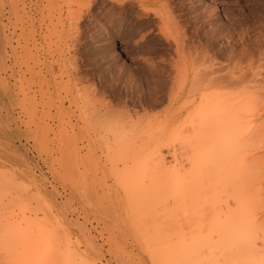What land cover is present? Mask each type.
<instances>
[{
  "label": "rangeland",
  "instance_id": "374dc122",
  "mask_svg": "<svg viewBox=\"0 0 264 264\" xmlns=\"http://www.w3.org/2000/svg\"><path fill=\"white\" fill-rule=\"evenodd\" d=\"M172 1L171 3L168 1V5H172L174 9L172 12L171 7L168 9L166 5L161 6L160 3H155L150 6V9L155 11H151V15H146L138 0H128V6H130V8L126 7L128 12L126 8L122 10V7L118 6L120 16H114V5L117 7L114 0H0V11L4 13H0V224L3 225L6 217L15 218L13 220L20 222V229L16 232L18 239L14 241L8 238L9 243L4 244L0 242V264L11 262L13 256L27 255L28 244L43 242L44 236L35 238L38 227L35 224L36 217L42 219L41 222L45 223L47 228L54 227L62 232L59 240L67 249L71 263L127 264L122 261L128 258L131 241L126 238L113 241L103 237V234L108 235L109 229L115 231L127 229L124 224H120V221L104 227L102 218L110 219L113 216L112 207L116 199L104 193L103 184L112 173L125 166L133 165L135 168L132 169L138 173L143 167L148 169L149 166V169H153L152 165L156 163L153 151L155 149H162L167 162L174 161V149L176 154L182 152L180 155L177 154L179 159L184 158L185 152L190 150L189 146L192 144L188 143L189 138L185 139L184 132H191V135L186 133L187 137L193 135L189 130L192 126L191 112L194 96L192 91H188L192 88L190 86L194 77L191 66L193 61L190 57L193 56L191 41L200 37L202 44L198 39L196 40L198 44H201L198 46L196 43L200 53L209 48L214 51L211 50L208 53H214L216 49V54L217 52L219 54L214 53L215 58L218 57L215 60L214 55L209 54L206 59L208 61H200L202 62L200 69L203 68L201 73L209 72L215 63L221 66L216 60L225 62L220 63L222 66L223 64L234 65L233 61L227 60V54L219 52L220 43H222L220 47H225V52L228 51V53L233 52V47L230 46H235L234 50L240 49L239 38L243 39L245 48H250L249 45L253 46L260 41L262 44L259 42L258 48H261L260 51L264 50L262 49L264 46V35H262L264 34V0H219V2L218 0H196L198 4L195 0H178V2L182 1L180 4L183 5L179 6L182 9L178 7L180 4H177L176 0ZM88 3L92 5L90 9H87ZM81 5L87 7L81 8L83 7ZM61 9L63 11L60 15ZM80 9L82 13L86 11L88 13H84L86 15L83 14L81 20L77 19L78 16L75 18V15L81 13ZM241 9L244 11L242 12ZM55 10H58V13ZM175 10H178V14H183L177 16ZM204 10L207 13L203 12ZM155 12L161 17L157 13L155 15ZM248 13L253 14L250 16ZM148 16L151 17L148 18ZM152 16L155 17L152 18ZM173 17H177L174 21L177 24L171 22L175 20ZM251 18L254 20L252 25ZM169 19L171 21H168ZM245 19H248L246 21L250 24L244 22ZM149 21L151 22L148 23ZM169 26L181 28L174 30ZM160 27L165 28L162 30L166 34L169 29L168 33L171 35L163 36V31L159 30ZM244 28L245 30L248 28L247 31H244ZM249 28L253 29V32ZM159 31L161 34H156ZM193 31L200 36L196 34L192 36ZM173 32H176L175 35ZM177 34L178 37L185 34V37L182 36L185 39L180 37L182 40L179 39L178 42ZM247 34H251L255 39L251 35L249 39ZM165 36H169L171 40ZM190 36L195 38L191 40ZM161 37H164V40ZM172 38L176 42L172 41ZM186 39L191 46L186 43ZM181 41L180 45L183 43L185 45L181 46L183 48L179 46ZM167 43L171 44L170 47ZM187 45L191 47L190 50L192 49L190 52ZM236 45L239 46L236 48ZM171 47L176 48L178 54H175L176 51L170 49ZM179 47L183 49L182 51L184 47L185 50L186 47L188 48L185 53H190L189 56L186 54L189 60H185V53L181 52ZM177 49L181 54L183 53V56ZM168 53L173 55L169 54L173 60L169 58ZM235 55L238 60L234 58V63L238 64L240 50ZM258 55L256 54L255 59ZM210 57H213L211 59L215 62L212 63ZM175 58L181 60H176L178 62L185 61L183 64L186 66H181L182 63H180L182 70L179 63L174 62ZM206 63L204 67L203 64ZM260 63L259 61L257 63L256 59L254 66ZM216 64L215 67L218 68ZM171 65L173 68L170 67ZM261 65L262 63L256 66ZM206 66L212 67L210 70L209 68L205 70ZM259 67L254 72L257 73L258 69L261 71L262 67L264 69V64L261 69ZM171 71L174 74L178 71L179 74L176 76L172 74L177 80H173ZM263 72L262 70L259 79H263ZM250 73L252 74V71ZM250 73L249 78L253 79L254 76H250ZM62 74L64 77H61ZM255 76L258 78V75L255 74ZM171 77H173L172 80ZM181 80L183 85L180 83ZM262 83L264 84V81ZM179 84L182 86L180 87ZM170 85H174L170 88L171 90L167 88L171 87ZM20 86L22 87L19 88ZM187 92L192 95H188ZM173 98L177 99L172 101ZM36 102L40 105L38 113L35 109L33 110ZM84 110H87L86 115ZM84 118L89 123L88 127H83ZM96 121L98 123L94 126ZM102 123H105L104 127ZM98 124L103 128L96 127ZM187 124L188 126L191 124L189 130H187ZM183 146L189 149L184 151ZM152 161L155 163H151ZM147 171L146 173H149ZM259 201L256 206L260 208L255 206L257 212L263 210L264 198L261 197ZM137 204L140 202L137 201ZM59 219H63L64 222L62 223ZM95 219L100 220L98 227H95L98 222ZM65 222L71 228L69 232L62 228ZM118 223L119 225H116ZM1 225L0 229H2ZM11 229L7 233L14 235ZM0 236L2 239L3 233ZM10 241L14 243L10 244ZM139 251L140 249L136 250V252ZM263 260L264 258L260 262ZM239 262L240 260L238 264ZM241 264H251V260L244 259Z\"/></svg>",
  "mask_w": 264,
  "mask_h": 264
},
{
  "label": "bare ground",
  "instance_id": "6f19581e",
  "mask_svg": "<svg viewBox=\"0 0 264 264\" xmlns=\"http://www.w3.org/2000/svg\"><path fill=\"white\" fill-rule=\"evenodd\" d=\"M114 1H115V4H117V7H116V5H114L115 6L114 10H113L114 16H116V15L120 16L119 10H117V8H119L121 6L122 10H125V8L128 6L129 2H128V0H114ZM168 1H170V3H171L172 0H138V2L140 3V6L144 9L143 13H146V15L152 14L151 13L152 10L150 9V6L152 4H155V3H160L161 6L166 5L169 9V7H171L172 5H168L169 4ZM176 1H177V4H180V2H182V1L178 2V0H176ZM173 2L174 1H172V3ZM191 2H193V1H191ZM218 2H219V0H218ZM112 3H113V1H112ZM193 3H195V2H193ZM196 3H197V1H196ZM136 5H137V3H136ZM182 5L180 4V5H178V7L182 6ZM241 5H242V3H241ZM81 6H83V5H81ZM85 6H83L81 8H84ZM89 7H92V5L90 3H88L87 9H90ZM128 7L130 8V6H128ZM131 7H132V5H131ZM133 7H135V6L133 5ZM173 7H175V6H173ZM189 7L191 8V6H189ZM189 7H188V9H189ZM112 8H113V6H112ZM127 8H126V10H127ZM137 8H135V9H137ZM179 8L182 9L181 7H179ZM198 8H200V7H198ZM206 8H207V6H206ZM172 9L173 8L171 7L170 8L171 12L174 10V9L173 10ZM122 10H121V12H122ZM129 10H132V9H129ZM62 11H63L62 9L59 11L60 15L62 14ZM80 11H81V9H80ZM135 11L139 12L138 10H135ZM154 11L155 10L153 9L152 12H154ZM177 11L175 10V13ZM205 11L206 10H204L203 12H205ZM241 11L243 12L244 10L241 9ZM56 12L58 13V10ZM127 12H128V10H127ZM0 13H3V12L0 11ZM84 13L88 14L87 11ZM84 13H82V11H81V13L79 12L78 13L79 15H75L76 16L75 18H77V16H78L77 19L81 20ZM130 13H132V11ZM156 13L157 12H155V15H156ZM178 13L179 12H177V14ZM190 13H191V11H190ZM205 13H207V12H205ZM86 14H84V15H86ZM124 14H125V12H124ZM157 14L159 15V13H157ZM171 14H173V13H171ZM181 14H183V13H181ZM181 14H178L177 16H179V15L181 16ZM245 14L247 15V13H245ZM251 14H253V13H248V15H250V16H251ZM96 15H98V14H96ZM162 15H164V14H162ZM167 15L169 16V14H167ZM159 16H158V18H159ZM241 16H242V14L240 15V17ZM252 16L254 17V15H252ZM149 17H151V16H148V18ZM154 17L152 16V18H154ZM75 18H74V21H75ZM115 18H111V19H115ZM148 18H146V19L148 20ZM173 18H175V17H173ZM119 19H121V18H119ZM176 19H177V17L175 18V20L171 21L169 19L168 21L174 22V21H176ZM242 19H243V17H242ZM242 19H240V22H242ZM79 20H77V21H79ZM147 20H145V22ZM246 20H248V19H245L244 22ZM164 21L166 23V20H164ZM253 21L254 20L252 19L251 25L253 24L252 23ZM115 22H117V21H115ZM150 22L151 21H149L148 23H150ZM246 22H248V21H246ZM174 23L177 24V22H174ZM248 23L250 24V22H248ZM182 24H185V23H182ZM73 25H75V24H73ZM251 25H249V27ZM117 26L119 28V25H117ZM165 26H161V27H165ZM246 26L248 27V25H246ZM161 27L159 28V30L161 29ZM170 27L171 26H169V28ZM165 28H162V29L165 30ZM171 28H174V30L178 29V27L177 28L171 27ZM180 28L178 30H180ZM162 29H161V31H163ZM247 29L245 30V28H244V31H247ZM167 30L169 32V29H167ZM174 30L172 29V31H174ZM194 30H197V29H194ZM250 30H252V32H253V29H250ZM161 31H159V33H156V34H161L160 33ZM168 32H167V34H169ZM184 32H186V31H184ZM175 33H174V35H175ZM193 33H194V31H193ZM162 34H163V36L167 35L166 33H164V31L162 32ZM185 34L182 36L185 37ZM195 34L196 33H194V35H192V34L191 35L196 36L197 34L196 35ZM170 35L171 34H169V36ZM250 35H248L250 37L249 39H251V36H252V35L251 36ZM262 35H264V34H262ZM157 36L159 37V35H157ZM169 36H165V37H167V39L168 38L170 39ZM182 36L180 35L181 38H184ZM242 36H243V34H242ZM177 37H178V34H177ZM180 37H178V39H177L175 36L177 41L180 39ZM245 37H247V36H245ZM255 37H256V35H255ZM192 38H195V37H191V40H192ZM197 39H198V41H200V37ZM197 39L195 38L194 41L193 40L191 41V43L193 42L192 43L193 51H191L192 49L190 50L191 47L189 48L188 45H187V47L189 49L186 47V50L188 49L189 52L191 51L192 52L191 54L193 55V56H190V57H192V59L191 58L190 59H191V61H193V65H191V66H192V71L194 73V77L192 78L193 82L191 81L192 84H191V86L189 85L192 88H190L188 86L190 89H193V90H190L187 88L188 91L193 92V96H194L193 97L194 98V105H193L194 107L192 106L193 110L191 112L192 126H191V124H189V126H191L190 127L191 130H189L188 124H187L188 128L187 127L186 128H187V130L192 131L195 140L193 139V135L191 137L186 136L187 135L186 133L188 131L184 132L185 133V136H184L185 139L188 140V138H189L190 140H188V141H190V142H188V141L187 142L189 144H192V146L191 145L189 146V147H191L190 150L187 151L189 149V147H188V149H185V147L187 148V146H185V147L183 146V150L184 151L186 150L187 153L185 152L184 158L179 159L177 157L178 153L176 154L175 149H174V151H173V160L174 161L167 162L168 160L166 159V157L164 155L165 153L163 154L162 149H160V148H158L157 150L155 149L156 151L152 149L155 152L154 160L156 163L154 162L155 163L154 164L153 161L151 162L154 164V165H152V167L154 166L153 169L150 168V169H152L151 171L149 169V166H148V169H146L144 167L141 168L140 173L133 170L135 168L133 165L125 166L123 169L117 170L116 172L112 173L110 178L107 179L103 184L104 193L109 194L110 196H113L116 199V201L114 202L113 207H112L113 216L110 219L102 218V222L104 224V227L105 228L109 227L110 224L115 223L116 221H120V224H124V227L125 226L127 227V229H123L120 231H115V230L109 229L107 232L108 235L105 234V236H104V234H103V237H105V239L107 238L108 240H113V241L118 240V239H125V238H126V240L129 239L131 241V244L129 243L130 244V247H129L130 253L128 254V258L125 260L123 259L122 263L126 262L127 264H238V260H240L239 263L241 264V262H243L244 259L251 260V264H262V262H264V260L260 262V260H262V258H264V228H263V225H264V206H263V210L259 211V212H257V209L255 208L257 203L260 202L259 201L260 198L261 197H262V199L264 198L263 197V195H264V99H262L263 95H264V84L262 83L264 81V77H263V79H259L260 78L259 75H260L261 71L262 70L264 71L263 67L261 69V66H263V64H264V61H262V60H264V50L260 51L261 48L260 49L258 48L257 44H259L260 41L258 43L254 42L256 45L254 43H252L255 38L253 39V41L249 40V41H252L251 43L255 45V46L249 45L250 48H247V47L245 48L244 44L242 42L243 39L239 38V41H240L239 45L241 47H240V49L237 50L236 48L239 45H236V48H235L237 50L236 51V50H234L235 46H230V47H233L232 48L233 52H232V49L230 48V50H231L230 52H232V53H228V51H226L227 52L226 53L225 49H224L225 47L224 48L220 47V45L222 44V43H220L219 47L217 45L218 49L220 50L219 52L221 54H224V55L227 54L226 55V56H228L227 60H229L231 62L233 61L234 65L225 66L226 64H223L224 66H222V64H220V63H225V62H221V60H216V61H218V64L221 66H217L216 63L215 64L218 68H216L215 64H214L215 69H212V68H214V67H212L213 65L211 66L212 68L206 66L205 70H208V68H209V70L211 68V70L209 72L208 71L206 72L204 70L205 73H201V71H203V68H202V70L200 69V67L202 65V62L200 63V61H202V60L204 62L208 61V60H206L210 54L208 52L213 50V49L208 48L207 51L205 50L203 52L204 54L202 53V51H203L202 50L201 51L202 54H201L199 52L198 46H201L202 43L200 41L199 43H201V44H198L196 41ZM259 39H260V35H259ZM262 39L263 38H261V40ZM180 40H182V39H180ZM167 41L168 40H166V42ZM172 41L176 42L174 40V38H172ZM186 41H187V39H186ZM230 41H226V42L230 43ZM232 41H233V39H232ZM163 42H161V43H163ZM183 42H185V41H183ZM181 43H182V41L179 43L180 47L185 46L184 43L182 45H180ZM186 43H189V42L187 41ZM191 43H189L190 46H191ZM196 43L198 44V46ZM260 43L262 44V42H260ZM263 43H264V41H263ZM245 44H247V43H245ZM248 44H250V43H248ZM167 45H168V43H167ZM170 45H168V47H170ZM175 45L177 48L178 47L177 43H175ZM175 45H172V46L175 47ZM225 45H227V44H225ZM260 45H259V47H260ZM245 46H247V45H245ZM227 47H229V45H227ZM181 48H183V47H181ZM181 48H180V50H181ZM214 48H215V46H214ZM170 49H172V47ZM170 49H168V51ZM175 49H172V50L176 51ZM227 49L229 50V48H227ZM262 49H264V46ZM177 50H179V49H177ZM180 50H179V53H180ZM182 50H181V52L185 53V51H186L185 47H184V51H182ZM239 50H240V55H239L240 56V63L238 62V64H235L234 63V58H236L235 54L238 53ZM173 51H170V52L173 53ZM235 51H236V53L234 54ZM187 53L188 52L185 53L184 57H186ZM214 53L216 54V49H215ZM214 53H211V54L214 55L213 57L215 60L218 57L215 58L216 56ZM169 54L170 53H168V55ZM175 54H178L177 51ZM189 54H187V56H189ZM211 54H210V56H211ZM217 54H218V52H217ZM256 54H259L258 57L256 58L257 63H258V61H259V63L260 62L262 63V65L260 67L256 66V65H260L261 63L256 64L255 65L256 67L254 66V64L256 63V59H255ZM171 56H173V55H171ZM171 56L169 58L172 59ZM179 56L180 55H178V57ZM174 57H176V56L174 55ZM200 57H201V60H200ZM213 57H210V59ZM237 57H238V55H237ZM222 58H219V59H222ZM178 59L179 58H177V59L175 58L174 62ZM180 59H181V57H180ZM185 60L186 61L189 60L188 57H186ZM214 60L212 61V59H211L212 63L215 62ZM237 60H235V61H237ZM183 61L184 60H182V62H178V61H176V62L179 63V66H180V63H182L181 64V66H182L185 64V61L184 62ZM225 61H226V59H225ZM209 62H210V60H209ZM173 63H172V65L175 64V63L174 64ZM227 64H231V63H227ZM172 65L170 67H172ZM205 65H207V63L203 64L204 67H205ZM181 66H180V68L182 70L183 68ZM184 66H186V65H184ZM239 66H240V68H239ZM175 67H176V65H175ZM257 67H259L261 69V71H258L259 69L257 70L258 74L256 72H254V70ZM169 70L170 69H168V71ZM183 71H185V70H183ZM251 71H252L253 75L250 73ZM24 72H26V71H24ZM253 72L256 75H258V78H256L257 76H255V74ZM249 73L251 74L250 76H254L253 79L249 78ZM172 74L176 76L179 73L177 71V74H174L171 71L170 75H172ZM20 76H18V77H20ZM23 76L26 77V75H23ZM61 77H64V75L62 74ZM173 77H171V80ZM202 77H204V78H202ZM177 78H179V77H177ZM174 79L177 80L175 77L173 78V80ZM54 81H56L55 77H54ZM170 82H172V81H170ZM21 83H22V80H21ZM167 83H165V84H167ZM180 83H182V80ZM23 84L24 83H22V85ZM262 84H263V86H262ZM182 85H183V83H182ZM182 85H180V87ZM168 86H169V84H168ZM173 86H171V87L166 86V87L169 88V90H171L170 88H172ZM21 87L22 86H20L19 88H21ZM180 87H178V88L180 89ZM175 88H174V91H175ZM42 90H43V88H42ZM42 90H41V97L43 96ZM172 93H173V91H172ZM35 94H34V96H35ZM169 94H170V92H169ZM189 94L190 93H188V95ZM175 95H176V93H175ZM175 95H174V97H175ZM190 95H192V94H190ZM31 96L33 98V95H31ZM40 99H42V98H40ZM163 99H166V98H163ZM167 99H168V97H167ZM175 99H177V98H173L172 101H174ZM163 101H165V100H163ZM169 101H170V98H169ZM24 104H25V102H24ZM34 105H35L34 108L33 107L32 108H33V110L35 109L36 113H38L40 105L38 104V102L34 103ZM23 107H21V108H23ZM44 108H45V106H44ZM79 108H81V107H79ZM79 108H78V110H79ZM93 110L95 111L96 109H93ZM94 111H91V112L94 113ZM81 113L82 112H80V114ZM103 113H101V114H103ZM86 114H87V110H84V115H86ZM91 116H92V114H91ZM55 117H56V115H55ZM80 117H81V115H80ZM50 119H51V116H50ZM139 119H143V118H139ZM98 121H100V120H98ZM61 122H62V120H61ZM73 123H71V125ZM82 123H83V127H88L87 125L89 123H88L87 119L84 118V122H82ZM97 123L98 122L96 121V123H94V126ZM135 123H136V121H135ZM75 124H76V122H75ZM48 125H49V123H48ZM101 125L104 127L105 123L104 124L102 123ZM107 125L108 124H106V126ZM94 126H92V127H94ZM100 126L98 124V126H96V127H100ZM186 128H185V130H186ZM190 133L191 132H188V135ZM191 139L194 140V143H192L193 140L191 141ZM188 143H187V145H189ZM180 154H182V152ZM180 154H178V155H180ZM148 159H149V157H148ZM145 160L147 161L146 158L144 159V161ZM147 170L149 171V173H146ZM109 181H112V182L110 183ZM137 201H139L140 204H137ZM258 206H259V204H258ZM84 212L86 213V211H84ZM6 218H7L5 221L6 223L4 222L3 225L0 224L2 226V229H0L1 230L0 234L2 235V233H3L2 239L0 236V240H1L0 242H3L2 244H4L5 242L9 243V242H7L8 238L13 239L14 241L16 239H18L16 232H18L20 229V227H19L20 222L18 220H16V221L13 220L15 218L10 219L11 217L10 218L6 217ZM1 219H3V218L1 217ZM41 220L39 217L35 218V221H36L35 224L38 225L35 238L39 239L41 236L42 237L44 236L43 238H45V239L43 240V242H41L42 245L38 242H36L37 244H35V243L34 244L31 243V245L28 244L27 255L26 254L23 256L20 255V257L19 256L18 257L13 256V258L14 257L15 258L14 259L12 258L11 262H6V264H73V263H71L68 255H67V252H68L67 249L64 247V244H62V242H60V240H59V235L62 232L58 231L54 227L53 228L52 227L47 228V225L45 226V223L43 224L41 222ZM95 220L98 221L97 225L95 227H98V225L100 224V220L99 219H95ZM1 221H3V220H1ZM59 221H62V223L64 222L63 219H59ZM46 222H47V220H46ZM116 225H119V223ZM10 228L13 229V230L11 229V231H14V232H12V234L14 233V235L7 233ZM62 228L66 232H69L71 230V228L69 227V224L66 222H65V224L62 225ZM13 243L11 242L10 244H13ZM138 249H140V251L136 252V250L138 251ZM115 254H117V253H115ZM117 257L118 256L116 255V258ZM8 260L10 261V259H8ZM120 260H122V259H120ZM120 260H119V262H120Z\"/></svg>",
  "mask_w": 264,
  "mask_h": 264
}]
</instances>
